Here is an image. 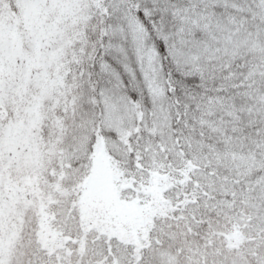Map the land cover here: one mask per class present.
<instances>
[{
  "label": "snow or ice",
  "instance_id": "obj_1",
  "mask_svg": "<svg viewBox=\"0 0 264 264\" xmlns=\"http://www.w3.org/2000/svg\"><path fill=\"white\" fill-rule=\"evenodd\" d=\"M0 264H264V0H0Z\"/></svg>",
  "mask_w": 264,
  "mask_h": 264
}]
</instances>
